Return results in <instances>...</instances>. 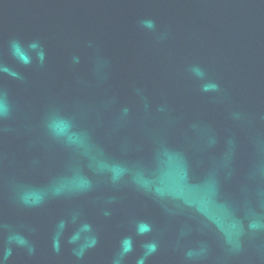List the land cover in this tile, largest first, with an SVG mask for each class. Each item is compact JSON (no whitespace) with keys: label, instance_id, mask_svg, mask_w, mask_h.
Returning a JSON list of instances; mask_svg holds the SVG:
<instances>
[{"label":"water","instance_id":"1","mask_svg":"<svg viewBox=\"0 0 264 264\" xmlns=\"http://www.w3.org/2000/svg\"><path fill=\"white\" fill-rule=\"evenodd\" d=\"M0 103V264H264V0H0Z\"/></svg>","mask_w":264,"mask_h":264},{"label":"clouds","instance_id":"2","mask_svg":"<svg viewBox=\"0 0 264 264\" xmlns=\"http://www.w3.org/2000/svg\"><path fill=\"white\" fill-rule=\"evenodd\" d=\"M148 26L152 27L153 25L151 24V22H148ZM13 51L15 54L20 55V58L25 62V64L28 63L27 57L23 56L22 54H20V49H19V45L15 42H13ZM32 47H36V45H32ZM40 59L41 61L43 60V52L40 53ZM4 71H8L7 69H4ZM13 75H15V73H13ZM197 75L203 77L205 75L203 70L197 69ZM202 89L203 91L207 92L209 91V89H212L214 91L218 90V86L216 84H212V85H202ZM7 114V107L5 106L4 103H0V115H4ZM70 127L69 123L67 121H61L60 123H51L50 124V129L51 132L54 136L56 137H60V134L64 131L65 128ZM112 181L113 182H117L119 181L122 176L125 173V169L120 168V167H116L112 169ZM85 190H87L90 185L88 183H85L82 186ZM60 193L57 192L56 195H59ZM25 204H29V206H35L36 202H32L31 204L29 203L28 200H24ZM109 213H105V215H108ZM65 227V224L63 221L60 222L59 224V228L63 229ZM91 227L88 224H84L79 231L73 233L69 238H68V243L69 244H73L75 245L79 239V232L80 231H90ZM151 231V226L149 224H147L146 222H140L138 224L137 227V234L138 235H144L147 232ZM59 237H60V232H57V234L53 237V249L55 251H59L60 248V242H59ZM8 242L9 244L15 242L17 244L20 245H27V241L23 238H21L18 235H9L8 236ZM95 238L92 239L91 244L89 245V247H92L95 245ZM144 248L147 249V251L144 253V255L140 258L137 259L136 264H145V260L147 259V257L149 255H151L152 253H154L157 249V245L155 243H147L145 245H143ZM29 252L31 253L32 251H34V249L29 246ZM133 250V246H132V239L131 237H125L122 241H121V248H120V253L119 256L115 259L114 264H121V261L123 259V257H125L127 254H129L130 252H132ZM84 251L85 249L83 247H79V248H73V254L76 256V258L79 260L83 257L84 255ZM11 254V250L10 249H5V255H4V259H7L8 256Z\"/></svg>","mask_w":264,"mask_h":264}]
</instances>
